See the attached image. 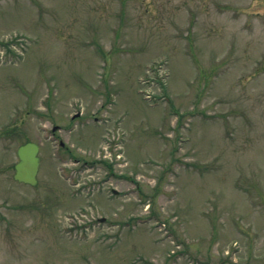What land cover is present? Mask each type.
Masks as SVG:
<instances>
[{
  "label": "rangeland",
  "instance_id": "374dc122",
  "mask_svg": "<svg viewBox=\"0 0 264 264\" xmlns=\"http://www.w3.org/2000/svg\"><path fill=\"white\" fill-rule=\"evenodd\" d=\"M0 264H264V0H0Z\"/></svg>",
  "mask_w": 264,
  "mask_h": 264
},
{
  "label": "water",
  "instance_id": "95a60500",
  "mask_svg": "<svg viewBox=\"0 0 264 264\" xmlns=\"http://www.w3.org/2000/svg\"><path fill=\"white\" fill-rule=\"evenodd\" d=\"M38 147L28 144L19 150L20 162L16 166L15 178L28 184H36V176L39 169V159L37 157Z\"/></svg>",
  "mask_w": 264,
  "mask_h": 264
},
{
  "label": "flooded vegetation",
  "instance_id": "af4514ba",
  "mask_svg": "<svg viewBox=\"0 0 264 264\" xmlns=\"http://www.w3.org/2000/svg\"><path fill=\"white\" fill-rule=\"evenodd\" d=\"M53 131H54V130H53ZM53 131H52V136H54V135H55V133H56V132H55V133H53Z\"/></svg>",
  "mask_w": 264,
  "mask_h": 264
}]
</instances>
